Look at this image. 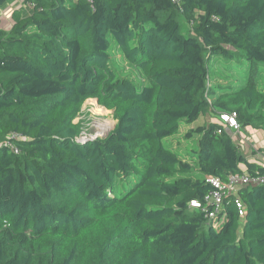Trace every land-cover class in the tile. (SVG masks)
<instances>
[{"label": "trees", "instance_id": "obj_1", "mask_svg": "<svg viewBox=\"0 0 264 264\" xmlns=\"http://www.w3.org/2000/svg\"><path fill=\"white\" fill-rule=\"evenodd\" d=\"M14 1L0 0V264H264V185L213 218L206 201L210 180L264 176L221 119L264 130V0H24L6 30ZM238 51L245 83L213 82L208 62ZM89 100L116 125L81 143ZM202 119L187 162L170 140Z\"/></svg>", "mask_w": 264, "mask_h": 264}, {"label": "rangeland", "instance_id": "obj_2", "mask_svg": "<svg viewBox=\"0 0 264 264\" xmlns=\"http://www.w3.org/2000/svg\"><path fill=\"white\" fill-rule=\"evenodd\" d=\"M178 21L182 33L185 36H189V25L181 16H179ZM3 26L8 28L9 24L7 21L4 22ZM248 66L249 63L243 57L242 51H238L235 59L231 62L224 56H214L208 62L212 81L232 88H237L239 85L245 83ZM128 71L133 75L135 82L141 88L143 79L139 73L133 69ZM258 73L262 87L264 88V64L258 65ZM77 122L82 124V133L78 139L82 143H85L88 139H97V136H100V138L106 136L116 125L112 112L99 107L95 100H89L85 103L82 113L77 118ZM202 124H205L204 119L195 123L184 122L179 134L170 140L171 147L187 162H191L195 152L198 150L199 140L201 138L199 134H195L191 138H187V135ZM227 130L232 135V129L227 128ZM242 136L247 141L246 145L242 144L240 146L242 152L249 158L261 159L264 148V130L252 125L242 126ZM194 174L198 176L197 170Z\"/></svg>", "mask_w": 264, "mask_h": 264}, {"label": "built area", "instance_id": "obj_3", "mask_svg": "<svg viewBox=\"0 0 264 264\" xmlns=\"http://www.w3.org/2000/svg\"><path fill=\"white\" fill-rule=\"evenodd\" d=\"M2 13V11H1ZM227 117V119H225ZM221 119L223 120L226 128L232 129V139L235 143L242 145L247 143V141L242 136V126L238 121L237 114H221ZM220 131L219 133H221ZM80 142V141H79ZM82 143V142H81ZM263 158V159H262ZM261 163H264V157L262 156ZM210 182L217 188V190L212 193L210 197L206 199L208 203H211L215 207L214 213L210 216L213 218L217 215L221 209L222 201L226 195H236L238 194V189L250 185H264V176L250 177L248 174L244 175H233L229 178V182L224 185L218 180H210ZM237 207L239 209L240 216H244L243 203L240 199L236 201ZM193 207L200 208L198 201L192 202Z\"/></svg>", "mask_w": 264, "mask_h": 264}, {"label": "crops", "instance_id": "obj_4", "mask_svg": "<svg viewBox=\"0 0 264 264\" xmlns=\"http://www.w3.org/2000/svg\"><path fill=\"white\" fill-rule=\"evenodd\" d=\"M24 0H15L14 2H12L8 8H6L5 10L2 11L1 13V18H2V24H4L5 21H7V23L9 24L8 28H5L3 25V28H5L6 30H10L13 26V21H12V14L15 10L17 9H23L24 8Z\"/></svg>", "mask_w": 264, "mask_h": 264}, {"label": "water", "instance_id": "obj_5", "mask_svg": "<svg viewBox=\"0 0 264 264\" xmlns=\"http://www.w3.org/2000/svg\"><path fill=\"white\" fill-rule=\"evenodd\" d=\"M100 136H97L96 138H99ZM103 137H105V136H103ZM91 140H94V139H88L86 142H89V141H91Z\"/></svg>", "mask_w": 264, "mask_h": 264}, {"label": "snow or ice", "instance_id": "obj_6", "mask_svg": "<svg viewBox=\"0 0 264 264\" xmlns=\"http://www.w3.org/2000/svg\"><path fill=\"white\" fill-rule=\"evenodd\" d=\"M225 119H227V117Z\"/></svg>", "mask_w": 264, "mask_h": 264}]
</instances>
